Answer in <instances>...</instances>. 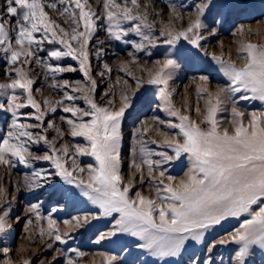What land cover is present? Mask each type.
Here are the masks:
<instances>
[{
    "label": "snow or ice",
    "instance_id": "6c2138e0",
    "mask_svg": "<svg viewBox=\"0 0 264 264\" xmlns=\"http://www.w3.org/2000/svg\"><path fill=\"white\" fill-rule=\"evenodd\" d=\"M140 7V0H102L96 8L90 5L89 0H0V52L7 65L4 75L12 77L7 83H0V112L9 114L11 118L10 122L5 121L8 130L0 134V166L15 168L19 164L31 168L28 157L50 161L54 171L33 170L31 179H25V187L29 190L51 187L54 190L49 195L55 197V178H60L67 185H74L97 211L74 216L72 221L64 223L74 222L75 229H83L91 227L95 220H107L109 229L100 232L94 243L108 241L118 245L117 251L123 255L100 253L103 264H147L143 259L145 255L153 258L151 264H215L212 257L214 249L218 245L229 244L237 246L232 257L233 264H248L254 249L264 252V111L246 115L236 105L239 100L249 99L264 104V44L243 43L237 49V54L246 63L240 68L226 62L222 55L211 57L229 83L218 88L215 93L209 88L197 87L198 96L202 97L206 93L208 97L207 109L200 123L190 115H182L174 107L172 92L175 90H169V81L173 79L179 64L171 53L163 61L155 62L158 67L147 81H136L137 89L143 83L159 86L157 94L163 110L179 121H159L166 129L178 130L165 133L171 138H166L161 145L169 149L171 154L169 151L154 152L141 142L140 162L133 159L129 164V168L139 174L140 188L145 183L149 184V195L136 190V177L126 183L121 171V121L126 110L133 106L135 92L122 95L118 109L101 106L89 94L83 97L86 108L71 103L63 109L75 117L66 121L70 126L68 134L74 138L82 137L86 142L83 146L73 145L75 157H92L95 165L77 164L69 171L60 159L61 153L68 158V146L57 148L47 135L32 131L42 128L45 123L44 111L33 97V79L24 66H16L19 62L28 66L34 62L46 71L62 73L75 69L71 66L62 67L59 63L50 64L39 53L47 51V58L55 61L71 57L79 63V70L90 82L88 93H95L97 82L91 78L88 46L99 21H104L110 39L125 44L131 43L125 37L134 33L152 47L163 43L175 48L179 42L186 41L195 49H203L201 42L217 34V28L206 22L208 10L212 7L243 8L238 3L218 6L212 0H207L196 5L195 17L186 27L179 30L169 27L167 31L161 28L159 35L155 36L154 24L148 23L147 13L144 16L139 14ZM144 7L147 9L149 5L145 4ZM169 8L177 13L175 19L182 20L176 5L169 4ZM46 9L58 11L61 17H67L64 23L73 27L65 29L49 16ZM134 10H137L135 15ZM238 31L243 33V26ZM46 43L53 46L59 44L61 47L45 49ZM132 47L137 52L145 49L143 43H132ZM101 53L102 49H98L97 56ZM104 68L111 71L107 64ZM99 75L103 76V73ZM200 79L207 81L208 78L201 76ZM80 91L79 88L72 89V92ZM104 95L107 97L108 93ZM64 97L70 102L79 99L67 91ZM226 101L233 105L231 120L228 121L230 126L221 127L217 114L227 111ZM56 103L61 104L63 101ZM107 103L113 105L114 101L108 100ZM44 105L49 106L47 99ZM29 107L35 112H21ZM51 111L55 112L56 108L52 107ZM196 113L201 114L199 107ZM21 119L35 120L36 123H22ZM153 119L156 120L155 117ZM61 120L65 118L62 116ZM202 124L206 127H202ZM48 129L59 133L61 139L65 135L51 121H47L44 131ZM41 142L49 147V151L39 156L31 151V145ZM185 157L188 165L180 178L168 174L167 168L163 167L173 161L182 164ZM145 169L149 173L147 179L144 176ZM85 172L86 179L83 176ZM156 172L160 180L153 178ZM76 173L81 174L79 179L75 178ZM165 179L169 183L165 184ZM0 198H6V190L2 185ZM10 207H0V237L5 236L11 228L7 219ZM56 211L57 208L53 207L47 216H42L38 206L32 204L28 212L35 214V221L29 218L25 227L46 220L47 229L41 227L40 236L43 237L47 230L50 238L64 245L71 236L68 232L61 234L56 227L58 222L52 219ZM229 218H235L239 226L226 233V237L209 240L217 226H222ZM16 219L19 222L18 216ZM52 246V243L47 245L48 248ZM204 248L206 252H203ZM60 251L57 249V252ZM68 251L74 252L77 258L87 255L75 248H68ZM197 251H202L203 256H197ZM0 253L9 257L10 249L0 247ZM55 260L56 257H53ZM5 264L13 262L6 259ZM22 264H35V261L26 259ZM41 264L51 262L42 261ZM65 264H78V260L67 258Z\"/></svg>",
    "mask_w": 264,
    "mask_h": 264
},
{
    "label": "rangeland",
    "instance_id": "374dc122",
    "mask_svg": "<svg viewBox=\"0 0 264 264\" xmlns=\"http://www.w3.org/2000/svg\"><path fill=\"white\" fill-rule=\"evenodd\" d=\"M176 1L177 0H140L141 7L138 9V12L145 11L146 8L144 5L147 4L149 5L147 9L151 14L154 12L153 5H157L160 13H162L161 15H165L168 12L169 4H173L177 6V10H179L180 13H195V8L192 7V5L195 6V4L207 2V0ZM212 2L218 6L226 3H238L242 5L243 8L229 9L220 7L218 9L217 7H212L208 10L206 13V22L209 23L211 27L217 28V34L214 37H210L209 44H212L214 47V44H216V41L219 40L220 37L227 38L226 44L228 46L235 45L237 41L239 46L247 42L264 44V35H261V33H264V0H212ZM89 3L93 8L97 7V5L94 6L95 0H89ZM189 4L192 5L189 6ZM181 5L184 7H180ZM46 11L53 20L59 22L65 29L70 30L71 27H73L71 24L64 23L68 18L61 17L58 11L52 9H46ZM136 11L137 10H134V12ZM162 23L160 19V30ZM241 26L244 28L243 33L238 31ZM105 27L106 25L103 20L98 22L97 31L90 40L88 46L89 64L92 69L91 78L97 82L95 93H88V88L91 87L90 82L85 79L83 73L79 70V63L72 60L71 57H65L60 61H55L47 58V51L39 53L41 58L47 59L50 64L55 65L59 63L65 68L71 66L75 71L52 73L46 71L45 68L34 62L31 63L30 66L22 65V61L16 65L17 67L24 66L25 71L28 72L30 78L33 79V97L44 111L45 123L42 128L32 129V131L47 135L48 139L57 148H60L61 145L68 146V158L66 159L61 153L60 159L62 163L66 164L69 171H72L77 164L81 166L87 164L95 165V161L89 156L75 157V148L73 145L79 144L83 146L86 142L82 137L74 138L68 134L70 126L66 121L67 119H75V117H73L71 113H65L63 109L68 107L71 103H75L81 108H86L87 105L83 99L85 94L92 95L95 101L102 105L106 99L115 97L117 90H126L130 93L129 84L133 86L136 84L133 82V78H131L133 76L126 73L127 70L122 67V63H119V60H126L129 58L126 51L131 50V52H136L135 55L137 57L151 53V55L145 57V64H147L156 58H161L172 48L174 51L172 58L179 64V68L176 69L173 79L169 81V90H175L172 92V101L179 97V102L182 101L183 104V97L180 96H183L184 92H181V86L186 82L188 77L194 80L199 79V76L207 77V81L199 79V82L202 84L207 83L211 89L215 87H224L229 83L227 77L220 71V67L218 68L219 65L211 59L212 51L210 50L206 49L202 53H197L195 48L191 45L189 46L186 41L179 42L175 48L169 45L151 47V45H148L147 41H142L141 43L145 45V49L137 52L135 48L132 47V43H140L141 40L139 36L130 33L132 36L128 35L125 39L131 41V43L125 44L123 41L110 39L105 31ZM125 27H127V25H125ZM101 36H105V38H101ZM101 41H103L102 44L100 43ZM52 47L59 48L61 46L59 44L54 46L48 45L47 43L45 44V49H50ZM224 48L227 50V46H224ZM98 49H102V53L99 57L97 56ZM222 58L226 62L234 63V58L232 57L225 58L222 56ZM117 60L118 62H116ZM245 63L246 60L239 57V60L235 62L234 65L240 68L243 67ZM105 64L108 65L111 71L104 68ZM6 67L7 65L3 61V53L0 52V83H7L12 78L4 75ZM140 72L143 74L142 70ZM100 73H103V76L99 75ZM65 81H68V83L65 84ZM77 81H79V83H76ZM125 81H127V83H125ZM158 87L157 85L147 84L137 89L138 92L133 97V106L126 110L125 116L121 121L122 175L125 177L126 183L131 181L133 177H136V190L143 191L145 195L150 194L149 184L145 183L143 188H140L138 182L139 174L136 173L134 169H130L129 164L133 159L140 162L139 148L141 142L146 144V146L154 152L169 151V154H171L169 149L163 148L161 145L166 138H171L170 136H166L165 133L178 130L166 129L159 121L165 120L171 121L172 123H179L175 117L169 116L167 112L163 110L162 102L157 94ZM73 88H79L82 91L72 92ZM193 90V85H190L187 91ZM65 91L69 92L71 95L78 96L79 99L74 102L67 101L64 97ZM105 93H108L107 97H105ZM205 96L206 93L202 97L199 96V100L197 99L198 107L201 112H205V110H203V97ZM238 96L239 94H237V99ZM45 99L49 101V106L44 105ZM192 100L193 97L190 96V105L187 104L186 107L183 104L182 107L179 108L182 115H190L192 118L194 114V107L191 103ZM57 101H63V103L57 104ZM52 107L56 108L55 112L51 111ZM225 107L227 111L217 114V120L220 122L221 127L230 126L228 121L231 120L230 113L233 105L226 101ZM236 107L244 111L246 115L252 112L259 113L264 111V104L259 100H239ZM188 109H190V111ZM21 112H35V110L29 107L22 109ZM62 116L65 118L64 121L61 120ZM154 117L156 120L153 119ZM10 119L9 114L0 112V134L8 130L5 121L7 120L10 122ZM195 120L197 123H200L203 120V114L198 115ZM47 121H51L57 128H60L61 131L65 133L62 139L59 133L54 130L48 129L47 132L44 131L47 129ZM20 122L36 123L35 120L25 121L23 119H21ZM245 123H247V120H245ZM201 126L206 127V125L203 124ZM145 129H147V132H145ZM31 151L36 155L42 156L45 152L49 151V147L41 142L39 145H31ZM28 159L32 164L31 168L19 164H17L15 168L0 166V185L6 190V198H0V207L11 206L10 214L7 218L11 228L5 236L0 237V247H8L10 249V256L4 257L3 254L0 253V264H5L6 259H10L13 264H22L26 259L35 261V264H41L42 261L51 262V264H65L67 258L78 260V264H103V257L100 253L123 255L122 253H118V245L109 243L108 241H102L100 244L94 243L100 232L109 229L110 225L107 223L106 219L95 220L91 227L83 229H75L73 227L74 222L69 224L64 223V221H72L74 216H83L84 213H94L97 211L85 197L80 195L79 190L76 189L74 185H67L60 180V178H55V191L57 192L55 197H50L49 195L54 190L51 187L46 186L43 189L34 190H29L25 187V179H31L33 170L46 169L48 171H54L50 161L33 160L31 157H28ZM153 159H158V157H153ZM187 165L188 162L185 157L182 164L173 161L163 167L167 168L168 174L180 178L183 176L184 171H186ZM80 176V173L75 174L76 179H79ZM83 176L86 179L87 173H83ZM144 176L146 179L149 176L147 169L144 170ZM153 178L156 180L161 179L158 172L153 174ZM164 183L167 184L169 182L165 179ZM134 194L133 191L132 195L134 196ZM152 195H154V193H152ZM13 197H15V199H13ZM32 204L38 206L42 216H47L53 207L57 208V211L52 214V219L58 222L56 227L61 234L68 232L71 236L67 244L62 245L59 241H54L48 236L47 230H45L43 237L40 236V228L43 227L47 229L46 220L41 221L39 224L28 225L27 228L25 227L26 221L29 218L35 221V214L28 212ZM17 216L20 218L19 222L16 219ZM238 226L239 224L235 218H229L228 221L223 222L222 226H217L215 231L210 235L209 240L226 237V233L233 231ZM48 243H52V248L47 247ZM68 248L78 249L87 255L77 258L74 252L68 251ZM57 249L61 251L57 252ZM236 249L237 246L234 244L226 246L218 245L212 253L215 264H233L232 257ZM203 252H206V248L203 249ZM203 252L197 251L196 255L202 257ZM53 257H56L55 261H53ZM143 259L147 264H151L153 258L145 255ZM248 264H264V252H261L259 249H254L248 260Z\"/></svg>",
    "mask_w": 264,
    "mask_h": 264
},
{
    "label": "bare ground",
    "instance_id": "6f19581e",
    "mask_svg": "<svg viewBox=\"0 0 264 264\" xmlns=\"http://www.w3.org/2000/svg\"><path fill=\"white\" fill-rule=\"evenodd\" d=\"M101 2H102V0H95L94 6L100 4ZM118 2H119V0H118ZM191 5L192 4H189V6H191ZM196 5H198V4H195V6L192 5V7L196 8ZM153 10H154V12H152L151 14H150V12H149L148 9H146L143 12H139V14L141 16H144L145 13L148 14L147 15L148 23L154 24V26H155L154 27V30H153L155 36H158L159 35V32H160V19L163 22L161 28H165V31H167V28H169V27L172 28V29H174V30H179L182 27H186L187 26V23L191 19H193L195 17V13H192V12H182V13H180L179 10H177L180 13V15L182 16V20L181 19H175V16H176L177 13L176 12H172L170 10V8L168 9V12L165 15H157V13H160V10L158 9V6L157 5H153ZM133 14L135 15L136 12H133ZM170 17H172V19H170ZM129 35L132 36L131 34H129ZM204 35L207 36L208 33L205 32ZM101 38H105V36H101ZM140 40H141V38H140ZM209 41H210V37L208 38L207 41H202L201 43L204 45L203 49H195L196 52L197 53H200V52L202 53V52H204L207 49V50L212 51V56L213 55H217V56L222 55L225 58H228V57L231 58L232 57V58H234L233 59L234 63L239 60L240 55L237 54V49L240 46H239L238 41L236 42L235 45L228 46L226 44L227 38L226 37H220L219 40L216 41V44H214V47L215 48L212 46V44H209ZM141 42L142 41H140V43ZM160 45L161 46H164L165 44L158 43L156 45V47H160ZM224 46H227V50L224 48ZM126 53H127V55H129V53H132L133 55H129V58L126 59V60H119V63H122V67L127 70L126 73H128V74H130V75L133 76L131 78H133V82H135V84H136V81L137 80L147 81L150 78V74L151 73H154L155 70L158 67L155 64V62L158 61V60L159 61H163V59L165 58V56L167 54L171 53V55H172L174 53V51L171 48L169 50V52L168 53H165L161 58L160 57L159 58H156V59L152 60L151 62H148L147 64H145L146 63L145 62L146 61L145 57H148L149 55L145 54V55H143L141 57H137L135 55L136 52H131V50L130 51L129 50L126 51ZM116 62H118V60ZM218 68H219V66H218ZM141 70H142L143 74L140 72ZM135 74H137V75H135ZM200 77L201 76H199V79H200ZM199 79L194 80V79H190L188 77V79L186 80V82L181 86L182 87L181 92H184V94H183V96H180V97H183L182 100H183L184 106L187 107V104H189V101H190V96L193 97V100H192L191 103L193 104V107H194V114L192 116V119H194V120L198 116L197 113H196V108L198 107V100H199L198 99L199 96L197 95V87H200V88H209L210 91H212L213 93H215L218 90V88H216V87L211 89V87L207 83H204V84L200 83L199 82ZM146 85H147V83H143V86H146ZM190 85H193V88H194L193 91H187ZM128 87H129V90L131 91L130 93L127 92L126 90H123V91L117 90L116 96L115 97H112V98L106 99L101 106L114 107L115 109H118L120 107V97L122 95H125V94L131 95L133 92H135L137 94V92H138L137 91V88H136V85L133 86L132 84H129ZM207 99H208V97H207V94H206V96L203 97V102H204L203 110H205V111L207 109ZM108 100L114 101V104L113 105H108V103H107ZM173 104H174V107L176 109L181 108L182 105H183L182 104V101L179 102V97L176 98L175 100H173ZM204 113L205 112H201V114H204Z\"/></svg>",
    "mask_w": 264,
    "mask_h": 264
}]
</instances>
